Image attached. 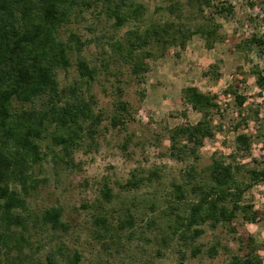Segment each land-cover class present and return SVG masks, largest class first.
<instances>
[{
    "label": "trees",
    "instance_id": "16d2710c",
    "mask_svg": "<svg viewBox=\"0 0 264 264\" xmlns=\"http://www.w3.org/2000/svg\"><path fill=\"white\" fill-rule=\"evenodd\" d=\"M185 3L189 13L201 17L202 23L191 25L190 15L188 22L180 20L184 17L180 0L169 5V12L177 13L176 21L149 22L144 18L147 7L138 0H0V256L12 252L20 256L25 248L32 249L31 238L38 232L53 235L69 232L61 205L32 210L28 199L46 184V177L39 175L49 157L56 165L61 162L79 168L74 152L84 145L90 149L96 144L105 118L101 109L96 110L97 98L91 92L99 74H111L112 66L126 67L131 78L141 83L150 71L149 59L163 55L168 46L175 44L184 49L194 34L204 39L207 49L225 40L216 16L231 15L232 5L223 0H185ZM92 7H99V16L115 29L132 24L122 36L107 37L108 51L102 47L107 57L100 59L99 66L91 65L82 55L92 39H81L71 29L65 36L62 34L73 16H82L84 10ZM205 9L209 14H204ZM251 45L264 46V38L253 34L238 47L249 51ZM73 64L79 80L62 85L58 72L68 71ZM253 72L256 83L264 89V70L254 68ZM116 80L121 83L118 77ZM117 91L120 97L123 93L120 85ZM224 92L233 94L238 107H243L246 102L243 95L230 88ZM181 99L201 117L195 123L185 121L166 128L170 155L178 160L191 156L193 162L184 169L182 181L170 182L164 207L159 211L166 221L160 229V239L162 245L170 238L176 239L196 256L202 247L196 242L205 232V225L211 229L219 224L227 225L236 234L234 223L238 216L248 222L256 221L259 212L244 201V195L264 181V168L246 167L238 159L239 151L250 148L251 136L237 133L235 151L226 158L213 155L210 163L199 169L196 165L199 150L205 139L215 135L212 116L220 112V105L216 95L193 85L181 90ZM131 113L129 103L118 98L110 118L111 126L125 128L132 119ZM156 179L158 172L152 169L147 175L134 172L118 185L132 190ZM98 184L100 198L112 201L115 195L109 181L103 178ZM135 220L133 210L125 206L124 216H118L117 227L131 229ZM92 222L97 237L114 235L105 214H96ZM146 227L160 228L154 217L148 218ZM236 241L238 250L230 255L227 264H262L259 252L264 253V243L257 242L250 233L237 235ZM37 244L43 243L37 241ZM217 252L215 245L206 249L210 257ZM179 253L178 264H182L185 250ZM56 254L63 258V264H79L82 258L78 250L70 251L61 238L50 245L46 254L48 264H58Z\"/></svg>",
    "mask_w": 264,
    "mask_h": 264
},
{
    "label": "rangeland",
    "instance_id": "374dc122",
    "mask_svg": "<svg viewBox=\"0 0 264 264\" xmlns=\"http://www.w3.org/2000/svg\"><path fill=\"white\" fill-rule=\"evenodd\" d=\"M138 1L147 7L146 22L176 21L174 15L177 13L169 12L173 0ZM180 1L184 14L180 20H190L191 25L203 22L201 17L189 13L185 0ZM223 1L233 6V13L226 18L216 16L225 40L215 42L211 49L205 47V41L199 34H194L184 49L173 44L163 55L157 53L156 57L149 59L150 71L141 83L131 78L126 67L112 66L111 74L101 73L96 77L91 92L97 98L96 110L101 109L105 117L96 144L90 149L84 145L74 152L79 168L61 162L56 165L49 157L39 175L46 177L47 182L28 199L32 210L61 205L69 232H59L58 235L38 232L31 238L34 242L32 249L25 248L20 256L15 252L1 255L0 264H48L46 254L50 245L60 238L70 251L76 249L81 253L79 264H178L180 250H185L182 264H227L230 255L238 250L237 235L250 233L257 242L264 243V181L244 195V201L259 212L256 221L248 222L238 216L234 223L236 234L227 225L219 224L215 229L205 225V232L196 242L202 246L196 256H192L176 239L170 238L165 245L160 239V229L166 223L159 215L164 207V196L170 189V182L182 181L184 169L193 162L191 156L178 160L170 155L166 128L185 121L195 123L201 117L182 101L181 90L184 87L193 85L202 92L216 95L220 105V112L212 116L216 125L215 135L204 140L197 167L200 169L210 163L213 155L228 157L235 151V135L246 133L251 136V146L239 151L238 159L246 167L264 168V89L256 83L253 72L254 68L264 70V46L251 45L249 51L238 47L253 34L264 38V0ZM98 10L99 7H92L84 10L82 16H73L62 31L63 36L71 29L81 39H92L82 55L89 59L91 65L97 66L102 57H107L102 53L103 46L104 51H108L107 37H120L132 27L128 23L115 29L102 19L103 16H99ZM204 14H209V10L205 9ZM187 15L191 19L186 20ZM72 61L75 63V57ZM58 80L62 85L79 80L74 64L68 71H59ZM119 85L123 89L120 97ZM85 87L83 85V89ZM229 88L246 98L242 108L236 104L233 94H225ZM118 98L127 101L132 111V119L125 128L110 124ZM237 123L241 124L234 130ZM152 169L157 170L158 179L150 184L132 190L119 187L118 183H124L132 173L147 175ZM103 178L109 181L115 195L110 202L100 198L98 182ZM125 206L133 210L135 225L131 229H118V216H124ZM98 213L110 219L114 235L97 237L96 225L92 221ZM149 217L157 219L159 229L146 227ZM37 241L43 244L38 245ZM213 245L218 252L210 257L206 249ZM259 256L264 264V253L259 252ZM55 257L58 264H63L59 254Z\"/></svg>",
    "mask_w": 264,
    "mask_h": 264
}]
</instances>
